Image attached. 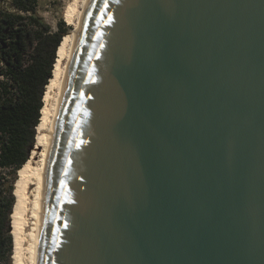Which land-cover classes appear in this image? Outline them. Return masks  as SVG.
Returning <instances> with one entry per match:
<instances>
[{
  "label": "water",
  "instance_id": "obj_1",
  "mask_svg": "<svg viewBox=\"0 0 264 264\" xmlns=\"http://www.w3.org/2000/svg\"><path fill=\"white\" fill-rule=\"evenodd\" d=\"M37 264H264V0H89Z\"/></svg>",
  "mask_w": 264,
  "mask_h": 264
},
{
  "label": "trees",
  "instance_id": "obj_2",
  "mask_svg": "<svg viewBox=\"0 0 264 264\" xmlns=\"http://www.w3.org/2000/svg\"><path fill=\"white\" fill-rule=\"evenodd\" d=\"M36 5L12 0L0 7V168L10 170L0 176V264H13L19 171L35 147L46 86L69 30L62 21L54 31Z\"/></svg>",
  "mask_w": 264,
  "mask_h": 264
},
{
  "label": "bare ground",
  "instance_id": "obj_3",
  "mask_svg": "<svg viewBox=\"0 0 264 264\" xmlns=\"http://www.w3.org/2000/svg\"><path fill=\"white\" fill-rule=\"evenodd\" d=\"M88 2L89 0H83L80 9L77 10V0H75L67 9L66 16L75 27L72 32L64 37L59 48L53 77L46 86L36 144L31 151L29 160L19 171V180L16 186L18 202L13 216L16 241L14 257L17 264H37L38 261L44 184L54 124L75 48L78 30ZM76 11V18H74Z\"/></svg>",
  "mask_w": 264,
  "mask_h": 264
},
{
  "label": "rangeland",
  "instance_id": "obj_4",
  "mask_svg": "<svg viewBox=\"0 0 264 264\" xmlns=\"http://www.w3.org/2000/svg\"><path fill=\"white\" fill-rule=\"evenodd\" d=\"M11 1L12 0H0V7H11ZM82 1L83 0H77V10L80 9ZM73 2H75V0H37L36 9L38 14H40L49 25H51L54 31H57L59 28H62V21H64L65 25H67L69 29L68 33H70L72 32L75 26L74 24L69 22L66 16V12L69 5ZM76 13L77 11L74 14V18H76ZM9 171L10 170L8 169L0 168V176H4L6 174L9 175ZM14 258H12V263L16 264V260Z\"/></svg>",
  "mask_w": 264,
  "mask_h": 264
}]
</instances>
